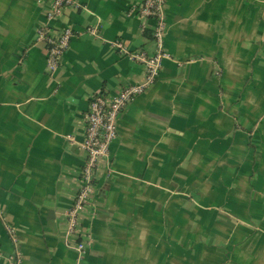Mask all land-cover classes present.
<instances>
[{"label":"crops","instance_id":"obj_1","mask_svg":"<svg viewBox=\"0 0 264 264\" xmlns=\"http://www.w3.org/2000/svg\"><path fill=\"white\" fill-rule=\"evenodd\" d=\"M75 1L0 0V264H264V0L167 1L168 57L72 236L91 98L145 78L113 42L156 46L143 0ZM47 25L77 32L54 72Z\"/></svg>","mask_w":264,"mask_h":264},{"label":"built area","instance_id":"obj_2","mask_svg":"<svg viewBox=\"0 0 264 264\" xmlns=\"http://www.w3.org/2000/svg\"><path fill=\"white\" fill-rule=\"evenodd\" d=\"M49 1L51 8L48 11V19H53L60 14L67 5H81L80 2L75 0ZM167 1L143 0L141 7L135 9L141 17L152 18L156 22L152 28V40L156 45L153 53L144 47L130 49L121 40L113 42L119 54L144 65L145 78L142 83L129 84L117 92L100 91L91 98L89 109L84 114L86 129L83 147L86 151V161L80 172L81 184L79 190L68 212V224L72 236L78 234L79 216L84 212L94 195L98 163L100 160L110 156V146L118 135L120 115L135 98L155 83L161 74L163 60L168 57V52L165 48V35L168 30V21L165 14ZM85 32L98 36L100 27L89 25L85 28ZM39 34L48 46L47 66L49 71L54 72L77 32L73 27L69 26L61 33L53 34L47 25L40 28ZM69 138L71 140L74 139L73 136H69ZM11 232L14 239L17 240L14 229H11ZM82 233L87 232L82 231ZM69 241H71V238H69ZM91 243L92 236L87 233L86 238L77 242L76 246L79 251L83 252Z\"/></svg>","mask_w":264,"mask_h":264}]
</instances>
